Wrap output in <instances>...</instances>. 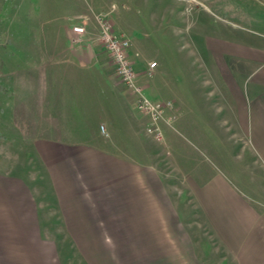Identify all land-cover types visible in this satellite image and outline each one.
Wrapping results in <instances>:
<instances>
[{
	"label": "rangeland",
	"instance_id": "obj_1",
	"mask_svg": "<svg viewBox=\"0 0 264 264\" xmlns=\"http://www.w3.org/2000/svg\"><path fill=\"white\" fill-rule=\"evenodd\" d=\"M101 11H111L115 31L129 37V57L146 95L158 101H171L168 116L184 113L183 103L190 101L196 132L202 135L199 142L193 137L189 139L177 129L175 116L174 127L162 124L164 133L171 129L169 133L174 134L169 135L167 143L166 135L158 140L148 134L147 118L137 109L135 95L120 80L108 55L106 63L113 72L110 71V79L115 83L116 95L132 101V121L126 122L131 136L125 140L114 132L118 122L111 124L112 131L108 123L100 122V138L93 140L111 161L125 159L135 165L132 174L110 164H100L92 171L72 170V165L65 168L61 164L60 154L42 153L37 143L42 134L57 141L89 140L91 136L87 134L95 122L55 111L51 116L53 126L43 132L47 123L32 121L24 91L28 82H35L36 78L37 83L41 77L39 71L31 69L27 55L29 35L36 34L39 40L37 53L49 41L51 49L47 51L56 56L57 44L64 41L62 25L76 22L82 14L93 20L94 13ZM92 33H98L95 26H91ZM152 61L157 62L154 68L149 66ZM263 75L264 0H0V181L26 188L29 201L35 205L41 237L54 242L61 264H88V257L69 230L57 188L64 181L85 182L91 174L96 177L95 173H99L96 178L101 183L100 194L90 196L87 191L82 205L86 213L95 214L98 210L99 215L80 219L90 231L79 236L95 238L105 233L107 237L111 236L112 226L117 230L143 224L153 236L157 235L155 227L159 225L164 227L161 231L173 226H181L186 232L191 228L207 231L194 189L224 177L240 192L251 195L246 190L250 188L236 185L239 173L242 174L238 147L229 144L226 149L221 148L219 133H234L236 115L250 113L256 84L264 80ZM201 114L208 115V123L199 121L197 116ZM81 133L87 136L78 137ZM206 135L209 138L204 141ZM172 139L184 141L186 147ZM245 178L251 183V171ZM193 180L200 186H191ZM129 184L138 196L146 191L149 199L144 205L150 208L155 206V194L162 193L167 199L164 210L174 211L180 217L169 214L127 218L117 210L122 207L121 199L119 204L114 202L118 217L111 218L107 212L109 203L102 197L126 198ZM97 196L101 200L93 201ZM17 202L22 203V199ZM3 215L8 214L3 211ZM93 226L103 234H93Z\"/></svg>",
	"mask_w": 264,
	"mask_h": 264
},
{
	"label": "crops",
	"instance_id": "obj_2",
	"mask_svg": "<svg viewBox=\"0 0 264 264\" xmlns=\"http://www.w3.org/2000/svg\"><path fill=\"white\" fill-rule=\"evenodd\" d=\"M90 20L88 15L82 14L76 22L62 25L64 41L61 45L57 44L56 56L47 51L51 49L49 41L43 46L42 52L37 53L39 40L36 34L29 35L30 43L26 52L32 64L31 69L34 67L36 72L41 73L37 83L35 78V82H28L24 88L31 110L29 116L33 118L32 121L47 123L43 130L46 133L50 130L48 127L53 126L51 116L55 111L75 114L88 122L94 120L95 126L87 134L91 136L89 140L57 141L49 134H42L37 142L42 148L41 152L60 154L63 160L61 164L63 163L65 168L67 164L72 165V170L75 168L92 171L98 169L100 164H110L113 168L116 165V168L122 169L125 174H132L136 169L135 165L125 159L111 161L109 155L93 140L100 138V122L108 123L110 131L111 124L118 122V129H114V132L125 140L129 139L131 135L126 128V122L132 121L133 105L131 99L126 100L116 95L115 83L110 79L111 69L106 63L108 53L97 36L98 33L92 36L91 26H95L97 30L98 26L94 19ZM77 24L86 27L84 34L73 32L72 28ZM262 78L264 79V75ZM258 82L250 113L236 115L234 133L229 134L226 130L219 133L221 148L226 149L229 144L238 147L237 154H241L239 169L242 174L239 173L241 177L237 178L236 185L250 188L246 190L250 191L251 195L240 192L224 177L205 182L201 187L196 183L197 180L190 184L199 187L194 189V197L200 203L207 231L201 232L191 228L186 232L181 226L161 231L164 227L159 225L155 227L157 235L153 236L143 224L128 225L117 230L112 226L111 236L107 237L98 227L93 226V234L102 233L101 237L79 236L90 231V227L86 229L80 219L99 215L98 210L95 214L86 213L82 205L84 196L89 194L87 191L91 192L90 196L100 194L101 183L96 178L99 173H95V179L91 174L90 180L86 178L85 182L72 180L70 183H59L61 188L57 190L67 218L66 223L76 243L81 244L82 249L86 251L88 264H264V80ZM190 105V101L183 103L184 113H174V118L177 129L186 133L189 139L193 137L199 142L202 135L196 132V121L192 117ZM51 107L56 108L53 110ZM17 113L18 111L15 115ZM197 117L201 122L209 121L208 115L201 114ZM144 118L146 119L145 116ZM170 130L167 129L165 133L166 143L171 137L169 135H174L169 133L172 132ZM87 135L81 133L78 137L82 136L84 139ZM205 138L209 136L203 137L204 141ZM172 141L177 142L173 139ZM177 144L186 147L184 141ZM249 171L252 174L251 183L249 178H245ZM157 180L159 179L156 178L155 183ZM15 188H19V191ZM25 189L21 184L12 187L6 181H0V264H61L54 242L41 237L35 205L29 201ZM126 192L129 193L126 198L107 195L102 197L109 203L107 212L111 218L118 217L114 202L119 204L121 199L122 207L117 210L123 211V216L127 218L168 217L169 214L171 217H180L174 211L169 213L164 210L167 199L159 190V193L155 194V201L159 205L154 201V208L144 205L149 199L146 191L138 196L133 193L130 185ZM19 198L22 203L17 202ZM95 200L100 201L101 197H93V201ZM134 201L139 203L134 205ZM3 211L8 215L4 216ZM72 219H77V222ZM109 233L107 231V234Z\"/></svg>",
	"mask_w": 264,
	"mask_h": 264
},
{
	"label": "built area",
	"instance_id": "obj_3",
	"mask_svg": "<svg viewBox=\"0 0 264 264\" xmlns=\"http://www.w3.org/2000/svg\"><path fill=\"white\" fill-rule=\"evenodd\" d=\"M94 19L98 26V37L114 64L116 74L135 95L137 109L147 118L146 132L155 139L163 140L165 133L162 124L166 123L174 127V115H167V109L172 106L171 101H158L146 95L129 57L130 39L115 31L111 20V11L96 12ZM72 30L74 33L84 34L86 27L77 24L73 26ZM156 64V61H152L149 66L154 68ZM101 130L105 132L104 126L101 127Z\"/></svg>",
	"mask_w": 264,
	"mask_h": 264
}]
</instances>
